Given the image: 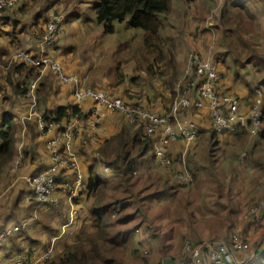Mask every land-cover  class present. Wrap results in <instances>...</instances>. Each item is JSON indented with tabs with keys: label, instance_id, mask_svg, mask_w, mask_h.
Instances as JSON below:
<instances>
[{
	"label": "rangeland",
	"instance_id": "374dc122",
	"mask_svg": "<svg viewBox=\"0 0 264 264\" xmlns=\"http://www.w3.org/2000/svg\"><path fill=\"white\" fill-rule=\"evenodd\" d=\"M170 1V11L172 9V2ZM184 0H176L175 9L178 10L179 6L184 5ZM188 3L194 10L190 11L187 16H189L191 13H198V14H210L215 13L219 8L220 0H189ZM227 1V0H226ZM54 4L51 6V12L48 14L50 16V20L48 18L47 21L44 22L43 27L44 31L45 28L47 29L49 24H52L53 26L57 27V33L58 31L62 32L63 36L60 41L61 49L57 52L53 51V57L61 64L63 67V70L67 75L70 74H76L79 76L81 85L82 86H89L93 89L101 90L105 94L107 93L112 98H120L123 102L129 101L128 104L135 105V106H142V103L139 101V96L147 95L144 90H148L151 88V98L154 99L153 102H156V97H163L164 94L168 95V93L164 92L162 90V84L163 78L166 77L167 72L162 69V64H165L164 56H169L173 49L178 47V40L176 36L172 38V43L170 40V34L175 35L177 33V30H175L174 27H170L168 25L169 29H165V23L166 20L164 19L165 16H167V12L159 15L161 17V24L158 32L159 41L154 42L155 45H152L150 47H147L142 42V34L144 31L140 28H131L126 27L125 23L116 25V31L112 34H104L101 41H98V44H100L103 48H98L95 45H92V42L90 39L92 38V35H94V32H90V30H93V19H92V13L90 9V3L87 1L82 2V0H53ZM232 0H228V3L226 4L228 7L230 6ZM57 3V4H56ZM226 3V2H225ZM17 5V4H16ZM15 5V6H16ZM15 6L11 9H14ZM10 7V6H9ZM246 8H254L258 9L257 6L254 4L252 0H247V3L245 2ZM10 8H7L5 13L8 14L11 12ZM253 9V10H255ZM48 10V7L44 8L43 11ZM174 11V9H172ZM169 11V13H170ZM228 12V11H227ZM226 12V13H227ZM176 14V18H178V12H174ZM225 13V20L222 21V30L221 35L223 40L228 42L223 48L227 50L232 55V58H235V50L238 51L243 50L242 56L245 57L248 54V47L240 44L239 41H243L248 38L249 45H252L251 48L258 50V54H263L264 51L259 49L260 46V38H258L256 35L258 34L257 26L255 23L249 21L246 17V14L244 12L236 10V8L230 9L229 13ZM83 18H87L86 21L91 22L89 25L91 26L90 30L87 29L86 25H78L74 21H79V16ZM211 16V15H210ZM191 19L196 20L195 16H192ZM29 20V19H28ZM27 19L22 20L21 25L24 23L27 24L28 30H30L29 27V21ZM51 25V26H52ZM71 25V28L69 30V26ZM95 27V26H94ZM126 27V28H125ZM229 28V29H226ZM87 30L89 36H84V31ZM32 31V30H31ZM29 32L28 34L32 36L33 44H38V40L40 39V36L44 34V31L37 32L36 34L32 35V32ZM175 32V33H174ZM99 38V31L96 32V35ZM56 35L54 36V38ZM71 42L70 46L66 47L64 46L68 45V40ZM97 45V44H96ZM54 47V49H53ZM35 48V45L34 47ZM59 47H55L52 45V50H56ZM50 50V49H49ZM14 53L11 52V54ZM225 54V52H223ZM57 54L61 55L60 57L57 56ZM158 54H162L161 58L158 57ZM175 54V52H174ZM215 55H219V50L215 51ZM146 58V63H145ZM168 58V57H167ZM156 59V60H155ZM220 58H218L219 60ZM217 60V59H216ZM152 67H151V66ZM235 70L237 72H240L242 70V64L241 63H235ZM109 67V71H108ZM147 68H150V73L148 72ZM67 70V71H66ZM69 71V72H68ZM170 71H172V68H170ZM41 74L47 75L46 73L50 71L41 70ZM164 74H163V73ZM176 73V72H175ZM158 75H163V77H158ZM231 76V72L227 71V76ZM223 73L220 71V79H222ZM12 81L14 82V75L11 77ZM37 79V85L40 79V75H37L35 78ZM178 80H174V85L179 86ZM63 86H68L66 84L60 85V87H57V90L55 93L48 95L49 97V103L48 106H53L57 103H63V102H71L69 101L72 99V91L70 92L71 88H66ZM37 87V86H36ZM178 88V87H177ZM64 89V90H63ZM69 89V90H68ZM167 91L170 93L169 89ZM63 94V95H62ZM170 95V94H169ZM70 99L68 100V98ZM175 96H172V101ZM27 96H23L22 102L20 103L18 100L13 101L14 107H20L21 114L26 115L27 109L30 108L27 100ZM147 99V97H146ZM68 100V101H67ZM171 101V102H172ZM171 105V104H170ZM146 108V107H145ZM147 109V108H146ZM158 110L161 109V107L157 108ZM148 111L157 113L158 110L154 111L151 109H147ZM167 112L160 114L159 112L157 114L164 115ZM186 112H182V116L184 117ZM194 112L191 113L190 119H194L195 117L192 115ZM262 114V113H261ZM28 115V114H27ZM26 115V116H27ZM124 122V116H120ZM186 119V118H185ZM262 119V117H261ZM126 120V119H125ZM210 120V119H209ZM128 121V120H126ZM136 122V121H134ZM133 122V123H134ZM138 124L139 123H134ZM132 125V124H130ZM263 125V123H262ZM199 134V127L197 125ZM209 129V128H208ZM20 129L17 130V136L18 139L20 137ZM210 131H213L211 123H210ZM216 133V132H215ZM197 136V135H196ZM197 138V137H196ZM195 138V139H196ZM264 141V139H263ZM25 143H27V139L25 140ZM209 144V142H208ZM191 144L189 145L190 148ZM36 147H39V145H36ZM193 147V146H192ZM16 148L18 150H22L23 146H20V141H17V138H14L13 141V149L11 151L12 156L18 155L16 153ZM184 148V145L182 144V149ZM207 150V149H206ZM206 150H200L201 152L197 153V158H194L192 154H186L184 158H179L180 161H183L184 163H181V167H175V164H180V161L176 163V159L173 161L171 157L170 152V146H169V155L171 158V166L167 169L168 174H164L163 172L159 171V175H145L149 176L148 182H156L157 188H162L164 186L163 181L167 178L169 183L178 184L176 189L173 191V196L166 200L164 196H159L158 198L152 199L151 202H146L145 194H149L152 191H154V187H144L141 188L142 183H139L136 185L132 191L136 194L135 197L129 198L130 203L129 206L122 211H120L121 215L127 216V213H133L132 218H122V224L117 227V234L118 232H121V234L126 235L125 241L122 242L120 240V237L116 236L115 234L111 233L109 236H115L117 238L116 242L118 245H112V249H109V246H106L102 252L104 256L107 258L112 257V261L110 264H153L155 262H158L164 258H168L171 256H178L181 251V247L183 245V242L191 238H196L197 240H194V242H201L205 239H211L218 237L217 235H226V233L232 231V232H238L240 229L237 227L243 223V220L241 218L242 216V210L244 208V204L235 203L233 204L235 207L237 205L238 208L233 209L228 202V199L225 197L226 190H221L220 194H222L221 198L218 199L216 197V191L218 190V186L216 185L217 179L219 180L218 183L223 184L226 188H228L229 179L231 177V173L229 169L231 167H228V176L225 175L223 177V180H221L222 174L220 171H216L217 176L212 174L211 171L207 169L204 172V176L197 177V174H195V178L193 179V168L187 167V164H193L195 165L198 161V164L205 160L204 156ZM212 152V149L208 148V152ZM217 152L218 150H213ZM24 153V152H23ZM132 154H135V148L133 149ZM252 152L246 153V155L250 156L251 161V168L245 173V179L246 183L249 184L250 188L246 190L247 192L251 193L255 190L257 191V194L254 195V201L252 202L250 200L247 210L254 213L251 217L250 223H258L259 227H262L264 229V215H258L261 207V203L264 197V157L262 158L263 164L260 165V167L257 165L256 161L259 157H256V159H253L252 156L255 155ZM29 151H25V155L23 158V161L21 163L20 158H16L15 160H20L21 165H18L12 169V165L9 164L7 167L4 166V164L0 167V183L3 184L5 180H8L11 182L13 179L15 181L14 171L21 170V175L25 176V181L28 184L27 178H28V172L27 174L24 173L26 167L31 163L30 161L32 159L29 158ZM215 156H218V153L215 154ZM240 158V155H237ZM247 159L246 156L242 158ZM18 160V161H19ZM29 160V161H27ZM35 160V158L33 159ZM261 160V159H260ZM14 161V160H13ZM13 161L11 163H13ZM29 163V164H28ZM207 164V163H206ZM11 165V166H10ZM257 167V168H255ZM96 168L101 173V176L103 178L108 179L107 174L104 172L103 168L99 163L96 164ZM224 170V171H226ZM14 172V173H13ZM184 172H189L192 176V180L190 183H180L176 180L177 174H182ZM6 175V177H4ZM236 181H238L239 177L237 175L235 176ZM230 183L232 181L230 180ZM5 185L0 186V194L6 193L8 195L9 192L6 191ZM188 186H192V201L199 202V204H190V194H189V188ZM29 187V184H28ZM179 187H185L187 189V193H182L180 195ZM182 191H184L182 189ZM107 192V191H106ZM236 194V192H235ZM118 196L120 197L121 194L118 193ZM243 198H247V194L242 191V196H239L240 201H243ZM74 200L73 198L67 199L66 197V203L67 205L64 206V209H62V212L59 214V217L62 219L61 222L57 224V227L64 228L65 224L71 223L72 216H75L77 214V208H76V202H72L70 204V201ZM58 202L60 200L58 199ZM217 202V203H216ZM58 203V204H59ZM32 204V205H31ZM27 203V205H31L33 207H20V209L24 210L25 212L29 211L31 216H34L35 210L39 208V206L35 203ZM57 204V205H58ZM214 204V205H213ZM37 206V207H35ZM59 206V205H58ZM46 207H52V204ZM81 209V208H80ZM49 210V209H48ZM68 210V211H67ZM192 210V211H191ZM65 211V212H64ZM73 212V213H72ZM231 212L230 216H226V213ZM72 213V214H71ZM112 217L116 216V212L113 210L111 211ZM246 213V212H245ZM256 213V214H255ZM104 216V214H101ZM120 216L119 213H117V217ZM84 217H79L80 226L77 230H79L78 234H74L73 238L69 241H65L62 243L64 248V243L71 242L75 238H79L83 235V233H90L94 231V224L91 221V215H89V228L87 230H84L86 225L84 222ZM121 217V216H120ZM33 218V217H32ZM32 218L30 220H32ZM140 218H146L144 221H142ZM70 219V220H69ZM27 221V225L23 226L21 224L20 220H16L14 222L15 224H18L21 227L19 228V232L25 231V235L23 238L16 239V243L20 242L18 244L20 246V253H25L26 251L36 252L35 250L39 248V241L33 240L32 237H38L39 230L43 232L44 230L47 231V233H52L54 231L53 225L51 226H45V224L48 222L47 218L44 216L42 217V220L39 222L41 224V228L36 229L35 227V221L30 222ZM78 222V221H77ZM13 224V223H12ZM137 227V228H136ZM229 227H231L229 229ZM148 228V230L146 229ZM206 229V230H205ZM204 230V231H203ZM208 231V232H207ZM204 232V234H203ZM240 232V231H239ZM11 236L8 237H2L0 238V260L1 264L3 262H6V257L12 253L10 252V247L15 248V245L12 244V240L14 239V235H17V233H10ZM45 235L44 242L48 238V235L43 233ZM71 235V234H70ZM258 235H255L256 238ZM155 237V238H153ZM261 237V236H260ZM5 238V239H4ZM208 241V240H207ZM250 242V241H249ZM58 245L59 242H56ZM256 240L253 241V244H250L251 247H255ZM61 245V246H62ZM144 246H147L145 249ZM253 250V249H252ZM15 252V251H13ZM57 253H54L52 255V252L49 254V258L37 263V264H44L46 260H50L52 257H56V254H60L61 251L57 250ZM5 254V256H4ZM22 255V256H23ZM19 256L16 259L22 257ZM51 256V257H50ZM15 259V260H16ZM7 264H12V261H7ZM104 264V263H102Z\"/></svg>",
	"mask_w": 264,
	"mask_h": 264
},
{
	"label": "crops",
	"instance_id": "0c3cea01",
	"mask_svg": "<svg viewBox=\"0 0 264 264\" xmlns=\"http://www.w3.org/2000/svg\"><path fill=\"white\" fill-rule=\"evenodd\" d=\"M238 1V0H236ZM254 4L257 6L258 9L250 8L251 10L255 9L259 13L256 15V19L259 23L260 30H258L259 38H260V50H264V4L261 2V0H252ZM184 5L179 6L178 10L175 9L176 0H173L172 2V9L170 13L167 12V16L164 17L166 20L165 23V29H169L168 25L170 27L175 26V30H177V33L175 35L170 34V40L172 43V38L176 36L178 40V47L173 49L171 54L169 56H164L163 61L165 60V64H162V69L167 72V75L165 78H163L162 84V90L164 92L168 93V95L164 94L163 97H156V102H153L154 99L151 98V88L148 90H144V92L147 95L139 96V101L142 103L144 107L151 110H158L157 108L161 107L158 112L160 114H163L165 112H168L170 109V104L172 103V96L176 95L177 93V87L173 84L174 80L181 81L183 79V66L185 58L188 56L189 52L195 51L201 55L203 58L210 59L211 61L215 62L217 66L219 67V70L223 73L222 79L217 84V90L220 92H227L229 94L234 95L238 98L239 102V110L240 111H246L248 110L249 106L253 103L254 99L258 97L260 99V107L262 112H264V83H262V80L264 78V69L262 70H256L257 67H254L252 63L249 64H243L241 74L240 72H237L235 70L236 66L232 62V55L227 52L226 49L223 47L226 45V41L223 40L221 35L222 30V21L225 20V13H221V9L223 5H225V2L228 3L226 0H220V8L215 13L210 14H198V13H191L189 16L187 14L190 11H193V8L188 4L189 0L182 1ZM247 3V0L245 1ZM54 4V3H53ZM52 0H19L17 5L13 10H11L10 13L7 14V16L0 21V86L4 88H8L7 85H9L7 81V71L10 68V59L12 57V50L15 49L14 47L21 45L22 48L26 50H36L35 44H33L32 36L28 33L31 31L32 35L36 34L37 32H42L44 30L43 24L45 21L49 18V13L51 12V6ZM48 7V10L43 11L44 8ZM191 9V10H190ZM190 10V11H189ZM230 10H228L227 13H229ZM174 12H178V18H176V14ZM226 13V14H227ZM222 14V15H221ZM211 15V16H210ZM192 16H195V19H191ZM29 19V27L30 30L27 28V24L21 25L22 20ZM257 26V25H256ZM71 28V25L69 26V30ZM72 29V28H71ZM173 29V28H172ZM229 29V28H226ZM175 33V32H174ZM98 36H95L93 40L90 39L92 45L96 47L103 48L100 44H98V41H101V38H97ZM143 38V34H142ZM248 38L245 39L247 41ZM68 40V45L64 46L63 49L70 46L71 42ZM61 41V40H60ZM143 42V41H142ZM97 44V45H96ZM144 44V43H143ZM224 45V46H223ZM57 47H59L56 50H52L54 52H57L61 49L60 42L58 43ZM219 50V55H215V51ZM175 52V54H174ZM225 52V54L223 53ZM54 54V53H53ZM58 57L61 55L57 54ZM162 54H158V57L161 58ZM168 57V58H167ZM218 58H220L218 60ZM217 59V60H216ZM156 60V59H155ZM146 63V58H145ZM151 66V65H150ZM152 67V66H151ZM170 68H172V71H170ZM67 71V70H66ZM227 71L231 72V76H227ZM69 72V71H68ZM176 72V73H175ZM163 73V72H162ZM164 74V73H163ZM158 77H163V75H158ZM259 82V83H258ZM258 83V85H257ZM64 89H66V86ZM171 91L170 93L167 91ZM258 89V90H257ZM71 92V91H70ZM193 96L196 97L197 93L195 90H192ZM170 94V95H169ZM63 95V94H62ZM147 97V99H146ZM70 97L68 98V100ZM69 101L72 102L70 99ZM71 102H65V103H71ZM126 103H129V101H126ZM81 109L84 112L85 116L83 118H71V120H78L80 122H83L87 124L88 126L93 124V118L91 114L89 113V108L91 105V101L85 100L81 104ZM0 111H1V99H0ZM28 112H30V108L28 109ZM157 112V113H158ZM184 117L180 113V118L184 119H190V115L192 112H194L192 115L195 117V122H198L199 127V134H197V138L194 139L190 143H186L182 139L175 138L170 143V152L171 157L173 161L176 159V163L179 160V158H184L186 154H192L194 158H197V153L201 152L202 150H206L207 153H205V160L204 162L201 161L198 164V161L195 165L193 164H187V167L193 168L194 170L197 169V177L204 176V172L207 169L212 172V174L217 176L216 171H220L222 174L221 180H223V177L225 175L228 176V167H231L229 169L231 173V177L229 179L228 188H226L223 184L218 183V179L216 181V185L218 186V190L216 191V197L218 199L221 198L222 194H220L221 190H226L225 197L228 199V202L230 203L231 207L233 209L238 208L237 205L233 207L235 203H240L238 205L241 206V204H244V208L242 210V220L243 223L240 224L237 228L240 229L239 231H243V234L246 235L247 240L250 241V244H253V241L256 240V242L259 241L262 237H264V229L262 227L258 226V223H248V219L245 216V212L247 211V206L250 202V200L254 201V195L257 194V191H253L251 193L247 192L250 188L249 184L246 183L245 179V173L251 168V157L246 155L248 152H256L255 155L252 156L253 159H256V157H259L256 161L257 165L260 167L259 164H263L262 158L264 157V141L263 138L257 139L256 137H253L249 134L248 126L249 122H245V125L236 127L234 130L230 132H224V133H214L212 131L208 132L210 130V120L208 117V111L205 106H202L200 109H193V107L188 108V110H185ZM159 114V115H160ZM33 116V115H32ZM34 117V116H33ZM20 124L19 129L20 131V137L17 139V141H20V146H24L26 138V126H24L23 122ZM128 121H121L120 115L116 112H108L103 117V119L99 120L97 123V128L95 127L93 129H84L81 132H77L72 144V152L77 160V164L79 166V169L83 176H87V169L91 164H94L96 161V158L98 156V146L101 143V141L104 138H108L109 136H112V134L116 133L119 129L124 127V125H129ZM136 128L138 125H134ZM133 126V128H135ZM209 128V129H208ZM39 129V128H38ZM101 129H104L102 131ZM55 131H46L45 133L38 130V136L36 137V144L39 145L37 147L38 153H40V156L36 157L35 160H31L30 164L26 167L24 173L28 176L37 172L41 168H43L44 165H47L50 161V157L48 154V151L46 149V141L53 137L55 135ZM18 137V136H17ZM153 139V142L155 140V137H151ZM83 139L86 140V142H83ZM104 141V140H103ZM209 142V144H208ZM28 143V142H27ZM182 144L184 145V148L182 149ZM191 144L190 148L189 145ZM101 146V145H100ZM193 146V147H192ZM208 148L212 149V152H208ZM218 150L217 152L213 150ZM201 150V151H200ZM16 153L18 155L13 156L10 161H8L4 166H8L9 164L13 165L16 158H20L21 163L24 158V153L20 149L18 150L16 148ZM218 153V156H215V154ZM244 154L243 156H241ZM240 155V158L237 156ZM244 156L247 157V159H242ZM261 159V160H260ZM14 160V161H13ZM19 160V159H18ZM17 160V161H18ZM19 160V165H21ZM13 161V163H11ZM29 161V160H27ZM181 163H184L183 161H180V164H175V167H181ZM207 163V164H206ZM259 163V164H258ZM172 164V163H171ZM10 165V166H11ZM154 171H161L164 174H168L167 169L165 167H161L157 165L156 162H154ZM168 168V167H167ZM257 168V167H255ZM253 169V168H251ZM226 170V171H224ZM144 171V170H142ZM15 172V173H14ZM15 181L14 179L9 182L8 180H5L3 184L0 183V186L5 185L1 188H6V191L10 193L6 195V193L0 194V232L3 230L5 235L3 237H6L10 234L9 227L11 225H14L15 223H11L10 220V214L9 209L11 208L12 202H16L19 200L16 204V206L20 207H33L31 205H27V203L24 201V196L27 194L29 187L27 182L25 181L26 175H21V170L14 171ZM63 177L59 179V188L55 192V196L57 197V200L59 199L61 203L53 204L51 209L50 207L46 206H39L38 209L35 210L34 216H31L30 212H25L24 210L20 209V213H18V220H20L21 224L25 226L27 225V221H29L32 217V220L30 222L35 221V227L36 229L41 228V224L39 222L42 220V217L47 218V223L45 226H51L53 225L54 231L52 233H47L46 230L42 231L39 230L38 237H32V239L39 241V248L35 251L38 254H42L43 252L50 250L52 252V255L54 253H57L56 251H62L63 245L62 243L65 241H69L71 237L73 238L74 234H78L79 230H77L80 226L79 217H84L85 222V229L87 230L89 228V213L87 212L89 206L92 207L94 198L88 197L86 192L82 191V195H79L77 198L74 199V202H76V208L78 211V216H72L71 223L65 224L67 226H64V228L57 227V224L62 221V219L59 217V214L62 212V209H64V206L67 205L66 203V182L71 181L72 179V172L69 170L62 172ZM169 175V174H168ZM239 177L238 181H236L235 176ZM6 177V175L4 176ZM230 180L232 183H230ZM69 184V183H68ZM189 188V194H190V204H199V202L192 201V186H188ZM180 195L182 193H187V189L185 187H179ZM182 189L184 191H182ZM242 191H244L247 194V198H243V201L241 202L239 199V196H242ZM236 192V194H235ZM217 203V202H216ZM25 206H23V205ZM214 205V204H213ZM37 207V206H35ZM17 208V209H18ZM81 208V209H80ZM49 209V210H48ZM68 211V210H67ZM192 211V210H191ZM65 212V211H64ZM70 220V219H69ZM78 221V222H77ZM250 221V220H249ZM264 222V221H261ZM28 226V225H27ZM206 230V229H205ZM204 231V230H203ZM208 232V231H207ZM47 234L48 238L44 242L45 235ZM71 234V235H70ZM204 234V232H203ZM255 235H258L256 238ZM218 237H225V235H217ZM261 236V237H260ZM217 238V237H216ZM213 239V238H211ZM210 240V239H205ZM56 242H59L57 245ZM62 245V246H61ZM147 247V246H144ZM34 252V253H36ZM25 253L28 254V251ZM37 254V255H38ZM36 255V254H35ZM236 258H241L243 260L247 259L245 261V264H251L248 263L249 260L254 261L256 257L253 255V251L246 252H236L235 253ZM6 262H3V264H7V261H13L14 259H5ZM3 261V260H2Z\"/></svg>",
	"mask_w": 264,
	"mask_h": 264
},
{
	"label": "trees",
	"instance_id": "16d2710c",
	"mask_svg": "<svg viewBox=\"0 0 264 264\" xmlns=\"http://www.w3.org/2000/svg\"><path fill=\"white\" fill-rule=\"evenodd\" d=\"M84 1L90 3L92 19L94 22V24L92 23L93 30H90L91 26L89 23L91 22L86 21L87 18H83L82 15L79 16V21L77 20L74 22L76 24L78 23L80 26L86 25L91 33L94 32L91 40H93L97 31H99V38H101L104 34L114 33L116 31V25L125 23L126 27L140 28L144 31L142 41L147 47L155 45L154 42L159 41L158 32L161 24V17L159 15L168 12L170 9L169 0H82V2ZM245 1L246 0H232L229 7L226 5L227 3H225L221 9V13L223 14L232 8H236V10L244 12L247 19L255 23L258 30H260L259 23L256 19V15H258L259 12L257 10L246 8ZM53 3L52 0V4ZM6 16L7 14L5 13V17ZM62 36L63 34H61L58 40L53 44L55 47H57ZM84 36H89L87 30L84 31ZM256 36L258 38L260 37L259 34ZM239 42L240 44L247 46L249 52L243 57V50L238 51L236 49V57L232 58L233 64L241 63L243 65L252 63L254 67L258 68L256 70L264 69V53L258 54V50L251 48L252 45L248 44L250 43L248 39L247 41L244 40L243 42L241 40ZM226 44H228V42ZM14 48L15 49H13L12 52L24 49L21 45ZM49 49V53L53 54L52 46H49ZM40 69L42 70L43 68L36 67L24 61L15 60L12 57L10 59V68L7 71V81L9 83V85H7L8 88L0 86V167L13 158L11 151L13 149L14 138L16 137L18 139L17 130L20 127L19 123L22 124L23 122L24 126H26V138L28 142L24 144L22 151L24 152V155L25 151H29L28 156L33 160L40 156L36 147L38 130L43 133L47 131L46 128L40 129L37 122L38 114L43 116L44 125L50 123L63 124L67 123L73 117L80 119L85 116L81 106L74 104L73 100L71 103L63 102L48 106V95L55 93L57 87H60L63 83H60L57 80L53 71L45 68L43 70L50 72H47V75H43L41 74ZM147 70L150 73V68H147ZM12 75H14V82L11 79ZM37 75H40V79L35 89L36 104L34 105V108L32 107L34 117L29 115L28 109L26 111V115H28H22L20 107H14L13 101L18 100L21 103L23 96H27L29 99H27L28 104L31 108L32 99L31 96L27 95L28 84L31 82V79L35 78ZM262 83H264V78ZM66 87L69 88L70 85ZM120 120L123 121L122 118H120ZM124 121L126 120L124 119ZM193 122L198 125V122H195L194 120ZM262 123L263 125H261L259 130L251 136L256 137L257 139H264V112H262ZM131 124L132 125H124V127L112 134V136L104 138V141H101L102 144H100L101 146L99 145L97 149L98 156L96 161L89 166L87 169V176H84L82 185L78 187L79 192L77 197L82 195L83 191L86 192L88 197L94 198L93 205L92 207L89 206L87 212L92 217L91 221L94 224L93 227L95 230L90 233H83L81 237L75 238L71 242L64 243V248L60 254L58 253V255L56 254V257L44 261V264H110L113 258H107L104 256L102 250L106 246H109V249H112V245H118L116 242L117 238L112 235L109 236L111 233L120 237L122 242L125 241L126 235L121 234V232H118L117 234V227L123 223L122 218H132L133 216V213H127V216H123L120 213V211L129 206V198H136V194L132 189L139 183H142L141 188L154 187V191L145 194L144 197L146 202H151L152 199L158 198L159 196H164L166 200H169L173 196V191L178 186L176 182L174 184L169 183L166 178L163 181L164 186L162 188H157V183L154 182L155 180L149 183V176L145 177V175H159L158 171H154L153 165L155 162L152 153L154 142L150 136L144 134L141 126L136 128L134 126L136 124ZM133 126L135 128H133ZM212 132L213 134L215 133L214 131ZM134 148L135 154L133 155L132 152ZM97 163L101 165L104 172L107 174L108 179L101 176V173L96 168ZM62 172L63 171H60L56 177L57 183H59V179L63 177ZM196 172L197 169L192 173L193 179L195 178V174H197ZM72 177L73 174L70 179H72ZM66 183H70V181ZM118 193L121 194L120 197L118 196ZM18 201L19 200L12 202L11 208L9 209L11 223H14L19 219L18 213H20V210L15 204ZM112 210L116 212V216L114 217L111 216ZM78 211L79 210H77V212ZM117 213H119L121 217H117ZM101 214H104V216ZM230 215L231 212L226 213L227 217ZM76 216H78V213ZM140 219L144 221L146 218ZM230 228L231 227H229V229ZM146 229L148 230V228ZM19 231L20 230L13 231V233L18 232V234L14 235L12 244L15 245V248L10 247V252L12 251V253L6 257L8 259H15L23 255L20 253L22 250L20 251V246L18 245L20 242L17 244L16 239L21 240L25 235V231ZM231 233L232 231L226 233L225 238ZM11 235L12 234H9L8 236ZM190 240L194 242V240L197 239L191 238ZM35 254L37 255L38 253L28 251L29 256ZM258 262L264 264V254L260 256Z\"/></svg>",
	"mask_w": 264,
	"mask_h": 264
},
{
	"label": "built area",
	"instance_id": "2783aa9c",
	"mask_svg": "<svg viewBox=\"0 0 264 264\" xmlns=\"http://www.w3.org/2000/svg\"><path fill=\"white\" fill-rule=\"evenodd\" d=\"M16 2L17 0H0V19L4 17L5 10L7 8L11 9ZM261 2L264 4V0H261ZM51 25L49 24L47 29L45 28L38 44H35L36 50L19 49L12 54V58L53 71L60 83L70 85L74 104L81 106L80 104L84 100H90L89 113L93 118V124L88 126L78 120H69L63 124L50 123L44 125L43 116L37 115L40 129L46 128V130L55 131L56 133L46 141V149L50 157L49 163L27 178L29 190L24 196V201L28 204L35 203L38 206L57 204L58 200L55 192L59 188V183L56 182V177L60 171L66 170L71 171L73 174L70 183L65 184L66 197L67 199L68 197L73 199L77 197L78 187L82 185L84 176L72 152L75 135L84 129H93L94 127L96 129L99 120L103 119L108 112H116L124 116L130 123L136 121L140 124L145 135L155 137L152 151L154 161L157 165L165 168L171 166L169 146L173 139L179 138L186 143H190L197 135V125L193 121L182 119L179 116L189 107L200 109L205 106L208 110L212 129L217 133L230 132L236 127L245 125V122L248 121L249 134L252 135L262 125L260 99L256 97L248 110L241 112L237 97L217 91V84L220 79V70L217 64L210 59L201 57L195 51L189 52L185 58L183 79L179 82V86H176L178 87L177 93L173 98L169 111L164 115L148 111L142 106L128 104L118 97L112 98L101 90L82 86L79 76L76 74L67 75L60 63L53 57V54L49 53V46H52L62 34L60 31L57 33L58 28ZM194 85H196V97L192 95ZM36 86L37 79L31 80L28 84L27 95L31 96L32 99L29 115L34 113L32 107L34 108L36 104ZM101 130L104 131V129ZM83 142H86V140L83 139ZM18 163L19 161L15 160L12 169ZM175 178L180 183H190L192 180L189 172L177 174ZM72 202L73 200L70 201V204ZM260 209L262 211L258 215H264V197ZM253 214L249 210L246 211L245 216L248 223L252 221ZM17 229L18 226L12 227V230ZM3 235V233H0V238ZM145 249L148 250L146 247ZM250 251H253L256 258L261 256L264 253V237L259 239L255 247L252 248L243 231H238L232 232L227 238L217 237L208 241L202 240L198 243L186 239L178 256L164 258L153 264H243L247 259L236 258L235 253L244 252L246 254ZM50 253V250H47L38 255L29 256L24 254L18 259L15 258L13 264H37L49 258Z\"/></svg>",
	"mask_w": 264,
	"mask_h": 264
},
{
	"label": "clouds",
	"instance_id": "9594fccd",
	"mask_svg": "<svg viewBox=\"0 0 264 264\" xmlns=\"http://www.w3.org/2000/svg\"><path fill=\"white\" fill-rule=\"evenodd\" d=\"M18 1H19V0H17V2L14 4V6L18 3ZM14 6H13V7H14ZM13 7H12V8H13ZM4 17H5V15H4ZM4 17H2V18L0 19V21H1ZM43 31H44V30H43ZM192 90H195V91H196V85L193 86ZM217 91H218V90H217ZM218 92H219V93H227V92H220V91H218ZM193 97H195V96H193ZM142 107H144V106L142 105ZM144 108H145V107H144ZM189 108H190V107H189ZM193 109H196V108H193ZM207 111H208V110H207ZM246 111H247V110H246ZM246 111H244V112H246ZM241 112H243V111H241ZM208 117H209V116H208ZM129 123H130V122H129ZM13 226H18V229H17V230H19V228L21 227V225L19 226L18 224L11 225V226L9 227L10 232L17 231V230H12V227H13ZM0 233H3V234H4L5 232L2 230ZM4 235H5V234H4ZM4 235H3V236H4ZM3 236H2V237H3ZM2 237H1V238H2ZM263 254H264V253H263ZM263 254H262V255H263ZM262 255H261V256H262ZM259 258H260V256H259L258 258H256L254 261L249 260L248 263H251V264H260V263L258 262ZM243 264H245V262H244Z\"/></svg>",
	"mask_w": 264,
	"mask_h": 264
}]
</instances>
